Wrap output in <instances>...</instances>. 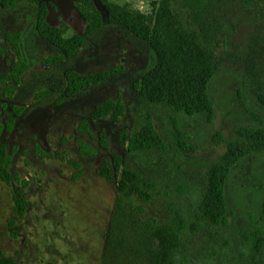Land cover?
I'll return each instance as SVG.
<instances>
[{
    "label": "rangeland",
    "instance_id": "1",
    "mask_svg": "<svg viewBox=\"0 0 264 264\" xmlns=\"http://www.w3.org/2000/svg\"><path fill=\"white\" fill-rule=\"evenodd\" d=\"M43 1L48 22L63 29L64 36L85 33L87 22L77 8L80 0ZM92 1L106 23L87 35L74 56L47 63L44 59L62 50L35 32V6L19 0L0 9V45L5 49L0 57V140L11 156L9 170L14 177L10 184L0 178V250L17 264H153L152 254L159 246L154 229L177 214L190 235L184 248L199 264H264V249L253 250L250 239L251 232L264 231L260 218L264 152L242 159L230 172L225 224L215 226L195 215L209 166L224 153L227 142L238 137V128L256 123L257 118L264 123L260 99L264 0H220L209 10L190 0H171L175 25L194 31L215 56L216 74L209 87L215 104L211 121L142 100L134 83L148 66L147 43L124 27L107 23L100 0ZM110 1L130 9L139 2ZM150 2L148 14H155L159 0ZM7 31H22L21 50L28 69L17 84L2 78L9 76L16 61ZM115 66L118 73L60 99L65 69L86 74ZM105 99H121L125 115L118 123L108 117L91 121L92 135L79 131L80 120ZM14 107L22 109L15 113ZM148 112L167 149L129 153L120 131L137 129ZM10 118L14 122L9 128ZM173 122L185 136V149L177 144ZM80 139L96 153L82 156ZM55 152L60 157L47 155ZM114 155L156 184L148 201L119 193ZM104 161L112 168L110 179L98 173ZM76 172L80 176L75 178ZM20 188L27 202L23 216L13 212L14 191ZM9 218L14 219L16 237L10 234Z\"/></svg>",
    "mask_w": 264,
    "mask_h": 264
},
{
    "label": "trees",
    "instance_id": "2",
    "mask_svg": "<svg viewBox=\"0 0 264 264\" xmlns=\"http://www.w3.org/2000/svg\"><path fill=\"white\" fill-rule=\"evenodd\" d=\"M35 6V32L46 41L62 50V54L52 55L44 61L55 62L63 57H72L83 46L87 35L101 28L106 22L100 10L92 0H80L77 8L87 22L84 34H76L71 38L64 36L63 29L53 26L48 22V8L43 0H27ZM201 10H209L213 4L220 0H190ZM19 0H0V9L11 7ZM106 10L107 23L122 26L130 33L142 39L149 47L148 66L140 80L134 83L142 100L149 105L165 104L174 111L186 116H202L211 121L215 113V104L210 96V83L216 74V60L214 53L203 45L198 35L187 28L175 25L171 10V0H159L158 10L155 14L141 15L126 5H120L110 0H100ZM202 13V12H201ZM6 38L16 54V61L7 77L17 84L22 80L28 69L21 50L22 31H7ZM5 49L0 45V57ZM115 67L93 71L86 74L79 73L74 68L64 70L66 79L64 92L60 99L73 95L91 85L97 84L108 77L118 73ZM11 87L9 86V89ZM264 103V96H261ZM21 107H14V112L21 111ZM125 115V104L121 99H105L89 113L87 118H82L78 125L81 132H88L90 122L108 117L113 123H118L119 118ZM256 123L237 129V138L227 142L226 149L207 169L205 188L197 205L196 216L199 221H206L215 226L225 224L229 219L226 201V183L230 172L238 167L240 161L254 154L264 152V123L262 118H257ZM14 118L8 121L10 128ZM177 144L185 149L187 143L185 136L180 133V126L173 122ZM1 130V128H0ZM1 132V131H0ZM120 138L127 152L139 153L153 149L166 150L167 144L158 132L151 114L148 112L141 126L131 132L125 128L120 131ZM101 143L105 145V137L100 136ZM79 153L82 156L94 155L96 149L84 140L78 141ZM44 153V152H43ZM49 156L60 157L58 152L47 153ZM11 156L7 147L0 140V178L10 184L14 177L9 167ZM113 164L118 179V191L124 196L139 195L148 201L152 194L151 189L156 184L144 180L142 174L122 163L119 155H114ZM76 166L79 163H75ZM100 176L107 179L112 177V168L104 161L98 169ZM76 172L74 177H79ZM24 186L27 181H23ZM13 212L23 216L27 209V202L22 188L14 191ZM260 218L264 220V201L260 209ZM10 234L16 237L14 219H8ZM185 220L174 215L170 222L157 225L153 234L158 239V249L152 254L153 264H199L184 248L185 237L190 238L185 230ZM250 239L255 251L264 249V231L251 232ZM0 264H17L11 256H6L0 250ZM52 264V263H49Z\"/></svg>",
    "mask_w": 264,
    "mask_h": 264
},
{
    "label": "clouds",
    "instance_id": "3",
    "mask_svg": "<svg viewBox=\"0 0 264 264\" xmlns=\"http://www.w3.org/2000/svg\"><path fill=\"white\" fill-rule=\"evenodd\" d=\"M132 7L141 15H147L152 10L150 0H139V2L132 5Z\"/></svg>",
    "mask_w": 264,
    "mask_h": 264
}]
</instances>
